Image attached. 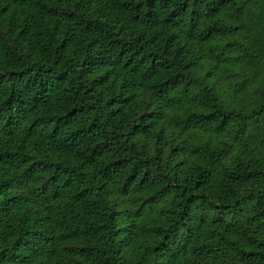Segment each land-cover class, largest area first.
I'll list each match as a JSON object with an SVG mask.
<instances>
[{
  "label": "trees",
  "instance_id": "16d2710c",
  "mask_svg": "<svg viewBox=\"0 0 264 264\" xmlns=\"http://www.w3.org/2000/svg\"><path fill=\"white\" fill-rule=\"evenodd\" d=\"M0 264H264V0H0Z\"/></svg>",
  "mask_w": 264,
  "mask_h": 264
}]
</instances>
